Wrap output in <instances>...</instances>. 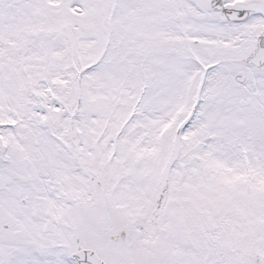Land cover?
I'll list each match as a JSON object with an SVG mask.
<instances>
[{"label": "snow or ice", "instance_id": "6c2138e0", "mask_svg": "<svg viewBox=\"0 0 264 264\" xmlns=\"http://www.w3.org/2000/svg\"><path fill=\"white\" fill-rule=\"evenodd\" d=\"M0 264H264V0H0Z\"/></svg>", "mask_w": 264, "mask_h": 264}]
</instances>
